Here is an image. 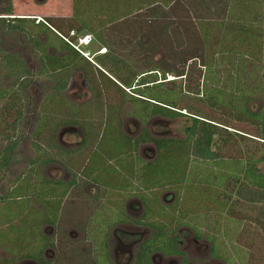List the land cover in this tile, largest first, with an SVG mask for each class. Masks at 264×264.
<instances>
[{
    "label": "rangeland",
    "instance_id": "1",
    "mask_svg": "<svg viewBox=\"0 0 264 264\" xmlns=\"http://www.w3.org/2000/svg\"><path fill=\"white\" fill-rule=\"evenodd\" d=\"M181 1V6L175 3L168 7L164 4L166 2L171 4L174 0H0V51L19 55L23 60V65L31 72L32 80L22 91L21 101L13 102L11 111L8 113L3 108L6 102L11 99L0 97V131H3L4 135L8 132L11 133V137H14L16 132L21 135V137L17 136V145L12 150L8 176L14 177L22 171L34 156L35 150L31 145L33 139L31 134L35 128L36 112L40 105H43V99L46 103V95L54 96L56 94H51L53 92L52 87L55 85L54 80L57 77L60 78L61 74L64 73L52 75L44 69L42 70L41 58L43 54L60 56L62 52L55 46L59 43L56 37L58 35L55 33V36L54 32L52 31V33L50 29L46 28L47 25L41 22L46 20L64 35H70L74 32L78 36L89 32L95 37L87 48L93 59V61L86 59L89 62V69L87 70L90 74L86 77L81 69L70 70L68 85L63 91V96L68 102L83 106L82 108L73 107L72 112L76 118L82 119L83 117L88 120L86 129L90 128V137H86L84 141V143L86 142L84 152L69 159L72 172L78 177H75L78 188L69 197L67 206L74 208L76 204H79L78 206L84 211L82 215H79L81 212H78L79 218L75 222H78V227L87 224L83 235L85 247L80 246L79 252H77L85 253L84 262L81 260V264H112L109 255L115 264H133L139 246L137 243H131L132 240L135 237L150 238L153 234V230L146 227L147 229L144 231L143 228L136 225V219L140 217L139 208L144 209L143 205L138 206L136 212L126 210L127 220L117 222L116 220L120 218L118 206L133 207L131 203L136 199L129 200V196L121 198L123 194L104 192L105 184L109 189L118 188V177H121L122 183L119 188H122L124 193L130 195L131 198H139L135 191L136 188L130 189L126 183L127 179L122 175L127 169H125L126 165L118 162L116 156L119 151L117 138L120 137L116 128L118 123L106 121L107 112L103 105L107 103V106L115 107L121 104L122 131L133 137L146 129L151 137L183 138L186 135V127L190 123L188 117L160 115H154L146 121H142V118L136 116L132 111L133 105L128 97L122 98L121 92H115L112 88L104 89V91L97 90L99 84L97 66H101L106 72L110 71V75L117 77L118 72L114 68L117 65L122 68V73L125 74L129 70L134 74V77L140 72H149L151 68H158L159 71L154 72L156 75H146L145 79L162 82L159 85L164 84L162 87L165 89H163L162 94L167 92L163 100L168 101L172 96L170 91L173 90L175 92V96H173L177 98L178 108L186 107L181 109V112L188 115L196 113L208 117L211 122L218 125L213 137L215 142L212 145L218 155L242 159L245 163L247 160L264 154L260 127L250 121L235 119L234 114L227 109V106L211 105L204 98V95L202 97L203 74L207 63L212 60L215 62L214 73L207 74V85H216V82L211 80L218 78L220 80L219 85L227 94L231 87H226V85H232L233 82L229 77L231 73L229 66L235 62V59L230 51L223 53L224 50L221 45L217 44L223 34H218L216 25L210 34L209 42L202 44L199 33H195L193 29L194 21L192 19H207L212 22L231 20V18L226 17L230 0ZM150 3L158 7L145 8L141 10L142 12L137 13V7ZM257 11L259 12L257 17L264 20L263 8L260 6ZM124 14L129 15L124 18L122 17ZM12 17H35L36 19H25L26 21L20 22ZM38 21L40 23H37ZM256 42L238 44V49L257 52L259 50L257 45L262 46L263 44L261 40ZM101 46H106L107 52L96 54ZM204 63H206L205 66ZM247 67L250 68L251 64L247 63ZM161 70H169V72L164 73ZM173 77L174 79L171 80L170 78ZM106 81V83L109 82L108 79ZM12 84L13 79L9 76V70L0 67V86L11 88ZM159 85L153 88L161 91L162 88ZM92 86L96 89H92ZM103 86L105 87V85ZM153 88L152 91H154ZM127 90L128 88L125 89V92L130 94ZM154 96L160 97L156 93ZM263 105L264 91L253 93L249 104L250 108L253 106V110L257 111ZM44 106L46 107L45 104ZM55 107L58 108L59 106L56 105ZM17 111H21L20 116ZM58 115L62 116L63 112L58 113ZM18 116L20 120L16 124L15 131L12 132V121L16 120ZM84 119L75 125L76 129L79 128V134L72 136L65 131L60 136L59 144L61 146L72 149L81 143L83 138L82 127L86 124ZM102 123L104 125L107 123L105 129ZM65 127L62 126L66 129L67 127ZM1 140L2 137L0 142ZM41 141L46 142V138ZM72 141H74L73 144L70 143ZM131 147L133 144L128 142L124 148L130 149ZM107 149L109 152L105 151ZM139 151L142 153L141 156H144V151L152 153L153 148L150 144L145 148H139ZM85 159L87 162L85 173H93L91 179H95L94 181L83 180L85 178L79 175L80 167H82V162ZM255 166L258 172L264 173V161L257 162ZM122 168L125 171L122 172ZM111 171L114 172L113 179L108 176ZM45 174L54 179L70 180L73 177L59 164H51L45 167ZM91 182L95 185H91ZM233 184L226 191L223 189L226 198L224 196L222 200L226 202L235 201L234 208L228 213L220 212L216 208V204H212L215 207H212L210 211L208 209L206 212V209L204 211L199 210L196 203L195 206L190 205V202L192 200L196 202V199L192 192H188L186 198L187 200L190 198L191 201H187V204L190 205L192 211L189 210L190 207L185 206L186 200H181L180 208L187 212L185 223L181 222L184 226H180V223H172L170 229V236H177L180 241L178 244L180 253L162 254L159 251L149 253L148 250H142L140 256L136 257L135 264H144L145 262L149 264H264V189H259L247 182H242L239 185ZM5 186V181L0 180V192ZM87 188H90L92 192L94 190L95 193V201L90 204L82 199ZM99 189H102L103 192ZM177 191L172 189L159 191L158 196L161 203L168 204L162 200L164 194L170 199L169 202L176 200L181 194H178ZM94 208L99 210L93 212L92 217L88 218L90 213L88 211H93ZM218 215L221 219L219 225L216 221ZM226 217H230V219L227 220ZM93 227L94 230H92ZM114 227H118V231L124 237L129 235L124 240H120L121 242L118 241V245L121 244L118 249H114L115 240L111 236ZM125 230H129L130 233L126 234ZM225 231H227L226 235L224 234ZM105 233L110 234L109 253L108 250L104 252V247L99 243L105 241ZM75 235L77 238L81 234L76 233ZM118 235L121 236L119 233ZM96 238L99 240L96 241ZM214 241L217 242L219 248H223L222 251H217L215 256L211 254ZM130 244L132 245L130 246ZM157 245L162 246L161 250L167 251L170 248V242L167 241H159ZM121 247L128 249L122 250ZM105 253L109 254L107 258ZM4 254L0 251V261ZM48 255L50 256L51 252H48ZM237 255L241 257L238 260ZM229 257L231 259L227 260Z\"/></svg>",
    "mask_w": 264,
    "mask_h": 264
},
{
    "label": "trees",
    "instance_id": "2",
    "mask_svg": "<svg viewBox=\"0 0 264 264\" xmlns=\"http://www.w3.org/2000/svg\"><path fill=\"white\" fill-rule=\"evenodd\" d=\"M175 3L181 6L182 1L174 0L173 3L166 2L164 5L170 7ZM152 4L137 7V13L142 12L141 10L145 8L158 7ZM260 6L264 10V0H230L226 17L231 18V20L212 22L207 19L194 18L192 21H194L193 29L195 33H199L202 44L209 42L210 34L214 31L213 28L215 29L214 25H216L218 34H223L217 44L221 45L224 50L223 53L230 51L235 59V62L229 66V70H231L229 77L233 82L232 85H226V87H231L230 92L227 94L223 92L222 87L219 85L220 80L218 78L211 80L216 82V85H207V74L214 73L215 62L212 60L207 65L206 63L203 64L206 66L203 74L202 97L204 95V98L211 105L227 106V109L234 114L235 119L255 123L261 129L260 138L263 139L264 143V105L257 111L253 110V106L252 108L249 106L252 94L264 91V20L257 17L259 15L257 8ZM129 14H124L122 17L125 18ZM12 18L20 22L26 21L25 19H36L35 17ZM1 19L5 20L4 18ZM37 23H40V21ZM41 23L47 25L46 28L50 29L51 32L53 31L54 35L56 33L59 36L55 35L59 41L55 46L62 52L60 56L43 54L41 58L42 70L44 69L52 75L64 73L61 74L60 78L57 77L54 80L55 85L52 87L53 92L51 94H56L54 96L46 95V103L43 99V105H40L36 112L35 128L31 134L33 137L31 145L35 150V154L29 160V167L22 169L14 177L8 176V171L11 165L12 150L17 145L16 138L17 136L21 137V135L16 132L15 136L11 137V133L8 132L4 135V132L0 131V138L2 137L0 142V180L5 181L6 186H8L5 193L0 192V227L3 225L8 226L6 231L0 230V249L8 255L2 264H17V262L23 260L51 264V261L44 259L43 255L46 247L54 246V237L46 236L42 232V226L56 225L61 201L71 183L66 184L63 181L47 180L40 173V166L61 159L65 161L67 152L56 142L57 133L62 126H75L79 124L80 120L84 119L83 117L82 119L76 118L72 112L73 107L82 108L83 106L68 102L63 96V91L68 85L70 70L74 68L81 69L88 77V74H90L87 70L89 69V62L86 57L75 50L57 33L62 34L57 27L46 20ZM256 39L261 40L263 44L262 46L257 45L259 49L257 52L238 49L240 44L257 43L258 40ZM247 63L251 64L250 68L247 67ZM0 67L7 68L9 76L13 79L11 88L0 86V97L11 99L6 102L3 108L8 113L11 111L10 108L13 106V102L21 101L22 91L32 81L31 72L23 65L22 58L15 53L8 54L0 51ZM100 67L97 70L99 76L97 90L104 91V89L112 88L115 92H121L122 98L128 97L133 105L132 111L136 116L142 118V121H146L154 115L183 116L188 117L190 120L186 127V135L183 138L151 137L146 129H143L138 137L132 138L121 130L119 111L118 114H115V107L106 105V121L118 123L116 128L120 137L117 138L119 151L116 156H118V162L126 165L125 169H127L124 173L125 169L122 168V175L127 179L126 183L130 186V189L136 188L137 197L144 206L143 213L139 219H136V222L153 230L152 237L147 238L139 246L133 264L137 261L136 257L140 256L142 250H148L149 253L158 251L162 254L180 253L178 249L180 241L177 236H170V229L172 223H180V226H184L182 223H185L187 212L180 208L181 200H186V207L195 206L196 203L199 210L204 211L206 209L205 212L212 210V207H215L212 204H216V208L220 212L228 213L234 208L235 201L226 202L222 199L225 196L224 190L230 188L232 183H234L233 185H239L242 182H247L259 189H264V173L258 172L255 166L257 162L264 161V154L247 160L245 163L242 159L218 155L212 148L215 142L213 137L216 134L218 125L211 122L208 117L196 113L192 114L191 112L192 115L181 112V109L186 107L178 108L177 98H174L175 92L173 90H169L172 93L169 100H163L167 92L162 94L163 89H165L162 87L164 84L159 85L162 82L145 79L146 75H152L156 73L155 71H159L158 68H151L149 72H140L134 77V74L129 70L125 74L122 73V68L117 65L114 67L115 71L118 72L117 77L116 75H110V71L106 72L105 69L103 70ZM161 71L164 73L169 72V70ZM105 78L109 80L108 83L110 84L106 83ZM173 79L174 77L171 80ZM113 84L116 88L112 86ZM158 85L162 88L161 91L153 88ZM94 88L92 86V89ZM126 88H128L127 91L130 94L125 92ZM152 88L154 91H152ZM155 93L160 97H155ZM56 105L59 107L56 108ZM17 112L20 116L21 111ZM62 112L63 115L59 116L58 113ZM19 116L12 121V132L15 131L16 124L20 120ZM83 121L86 124L81 127L85 132V137L88 138L90 137V128L86 129L88 120L84 119ZM102 124L105 129L107 123ZM41 137L46 138V142L41 141L43 139ZM130 139H133V142ZM125 140L126 143L131 142L133 147L125 149ZM142 142H152L155 146V153L150 159H143L137 153L138 145ZM108 150L105 151L109 152ZM119 163L118 166H120ZM85 167L86 164L81 167L79 174L83 178L87 177ZM73 175V183H76L78 177L75 174ZM91 180L94 181L95 179ZM118 181V185L121 187V177H118ZM119 187L118 195L123 194L121 198L130 196L125 194L124 190ZM163 189L175 191L178 189L177 193L181 194L176 200L164 204L161 203L158 196L159 191ZM188 192L194 194L196 202L191 201L190 198L187 200L186 194ZM165 201L167 202V200ZM187 201H191L190 205L187 204ZM189 210L192 211L191 207ZM118 211H120L118 221L125 222L127 216L125 215L124 206H118ZM226 219L229 220L230 217H226ZM216 221L219 225L221 222L219 215ZM94 227L92 230H94ZM224 234L226 235L227 231ZM107 235L108 233L105 235V241L99 242L104 247V252L107 250ZM98 240L99 238H96V241ZM159 241L170 242V248L167 251L161 250L162 246L157 245ZM211 249V254L215 256L217 255L216 252L222 251L223 248H219L217 242L214 241ZM105 256L107 258L108 254L105 253ZM238 258L241 257L237 255V260ZM229 259L231 258H227V260ZM144 264L149 263L145 262Z\"/></svg>",
    "mask_w": 264,
    "mask_h": 264
},
{
    "label": "crops",
    "instance_id": "3",
    "mask_svg": "<svg viewBox=\"0 0 264 264\" xmlns=\"http://www.w3.org/2000/svg\"><path fill=\"white\" fill-rule=\"evenodd\" d=\"M106 105H107L106 103L103 105L104 109L106 108ZM120 106H121V104L115 106L114 111H115V114H118V111H119V120L121 122V130H122L123 123H122V120L120 118V109H121ZM66 127H65L66 129L61 128L58 131L57 137H56V142L58 143V145L60 147H62L67 152V154H66L67 157H66L65 161H64V159H61L60 161H53V162H50V163L42 164L40 166V173L47 180L54 181V182L63 181L66 184L71 183L66 195L63 197V199L61 201V204H60V207H59V212H58V218H57V221H56V225H54V226L53 225H43L42 226V232L46 236H48V237H52L53 236L54 237V246L53 247H51V246L46 247V249L44 251V255H43V258L46 259V260L51 261V264H66V263L67 264H78V263L81 264L80 261L81 260L83 261V256L85 255V253H81L80 254V253H77V252H79L80 246L85 247L83 245L85 243V239H84L83 235L85 233L84 230H86L85 227H86L87 224H85V225H83L81 227H78L77 226L78 222H75L77 220V218H79L78 212L79 213L81 212V214H79V215H82L84 209L80 208V206H78L79 204H76L74 206V208H72L71 206H67V201L69 200V197L71 196V194L75 193L76 189L78 188V186H76L77 183H73L74 175H73V172H72L71 165L69 163V159L73 158V157H76L78 153L84 152L85 147H86V142L84 143V141L86 140V137H85V132L82 129L83 130V132H82L83 133V138H82L81 143L78 144L76 147H73L72 149H67V148H65V147H63V146H61L59 144L60 136L65 131H67V134L72 135V136L74 134H79V132H78L79 128L76 129V126H66ZM139 134L136 135L135 137H133L131 135H128V134H126V135H128V136H130L132 138H136V137L139 136ZM70 143L73 144L74 141H72ZM150 144H151V146L153 148L152 153H150L148 151L147 152L144 151L143 152L144 156H141L142 153H140L139 148H141V147L145 148L147 145H150ZM86 149L88 151V148H86ZM137 153L143 159H150L152 157V154L155 153V146H154V144L152 142L139 143L138 149H137ZM86 159L84 160V162H82L83 163L82 166L87 164ZM28 164H29V162L24 167L25 168L29 167ZM51 164H59V165H61L62 167H64L65 171L70 173L73 177L70 180H66V179H63V178L54 179V178L48 177L45 174V167H47V166H49ZM80 169H81V167H80ZM114 169H117V168H114ZM92 175H93V173L90 174V172H88L87 175H86L87 177L85 179H83V180H91V176ZM108 176L110 177V179H113L114 178V172L111 171ZM90 184L94 185L92 183H90ZM7 188H8V186H5V188L3 189L2 193H5ZM103 189H104V192H109L110 191L109 193H118V188L109 189L107 187V184L104 185ZM86 190H87L86 194H83L84 196H83L82 199L85 200L86 202H88V204H90V203H92V201H95V198H94L95 197V193H94V190L92 192V190L90 188H87ZM99 190L101 192H103L102 189H99ZM103 195L106 198L105 194H103ZM133 199H136L140 203H142V201L139 198H133V197L131 198L129 196V200H133ZM142 205H143V203H142ZM125 209H126V207H124V210ZM79 210H81V211H79ZM98 210H99L98 208H94L93 211L89 210L88 212H90V213H89L88 218L92 217L93 212H96ZM73 218H76V219H73ZM79 222H80V219H79ZM86 223H87V221H86ZM6 228H8V226L7 225L6 226L3 225L2 227H0V230L2 229L3 231H6ZM76 233L81 234L80 237L76 238L75 237ZM0 251L5 253V251H3L1 249H0ZM48 252H51L50 256L48 255ZM7 256H8L7 253H5L4 256H3V259L0 261V264H2V262L4 261V259H6ZM20 263H36V264H40L39 262L34 261V260H23V261L17 262V264H20Z\"/></svg>",
    "mask_w": 264,
    "mask_h": 264
},
{
    "label": "flooded vegetation",
    "instance_id": "4",
    "mask_svg": "<svg viewBox=\"0 0 264 264\" xmlns=\"http://www.w3.org/2000/svg\"><path fill=\"white\" fill-rule=\"evenodd\" d=\"M94 36V35H93ZM95 38V37H94ZM102 48H105V52L104 53H106L107 52V48L105 47V46H101V48L100 49H102ZM100 49H98V51H97V53L96 54H103V53H100L99 51H100ZM95 56V55H94ZM90 61H93V59H92V56H91V59H90ZM98 68H99V66H97ZM101 68V67H100ZM170 79H172V78H170ZM92 184H94L93 182H91ZM95 185V184H94ZM166 194H164V198L162 199L164 202H166L165 200H167V202H169L168 200H170L169 198H168V196H165ZM170 197V196H169ZM138 200H136V201H134L133 203H131L132 204V206L133 207H129V208H126L125 209V212H126V210L127 211H130V212H136V210L138 209V206H140V205H142V203H140L139 205H138ZM138 213H140V217H141V215H142V213H143V209L142 208H139V211H138ZM138 217V216H137ZM139 217V218H140ZM138 219V218H137ZM117 222H118V219L116 220ZM137 225V227H140V228H143V230L145 229H147L144 225H142V224H136ZM111 227V226H110ZM88 229V228H87ZM144 230V231H145ZM112 238H114V240H115V248L114 249H118V247H120V245H118V241H120V240H124L125 238H127V237H129V235H125V237L121 234V232L120 231H118V227H114L113 229H112ZM118 233L121 235V236H119L118 235ZM125 233L127 234V233H130V231L129 230H125ZM123 237V238H122ZM111 238V239H112ZM134 238V237H133ZM147 238H141L140 239V237H135L134 238V240H132L133 242H131V243H137V246H140L141 245V243H143L145 240H146ZM110 234L108 233V236H107V250H108V253H109V249H110ZM121 242V241H120ZM127 242V241H126ZM132 244H130V246H131ZM125 248H127V247H121V249L123 250V249H125ZM128 249V248H127ZM109 255V254H108ZM109 259H110V261L112 262V264L114 263V260L112 259V257H110V255H109ZM88 264V263H87ZM91 264V263H90ZM115 264V263H114Z\"/></svg>",
    "mask_w": 264,
    "mask_h": 264
},
{
    "label": "built area",
    "instance_id": "5",
    "mask_svg": "<svg viewBox=\"0 0 264 264\" xmlns=\"http://www.w3.org/2000/svg\"><path fill=\"white\" fill-rule=\"evenodd\" d=\"M44 21V20H43ZM66 42H68L75 50H77L80 54H82L87 59H91V54L87 49L88 46L93 42L94 36L93 34L86 32L77 36L74 32L70 35H62L57 32ZM75 38H74V37ZM100 53L105 52V48L100 49Z\"/></svg>",
    "mask_w": 264,
    "mask_h": 264
}]
</instances>
